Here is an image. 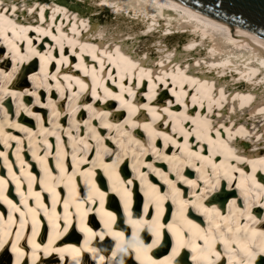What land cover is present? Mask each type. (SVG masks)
Returning <instances> with one entry per match:
<instances>
[{
  "label": "bare ground",
  "instance_id": "bare-ground-1",
  "mask_svg": "<svg viewBox=\"0 0 264 264\" xmlns=\"http://www.w3.org/2000/svg\"><path fill=\"white\" fill-rule=\"evenodd\" d=\"M0 14V264H175L189 226L183 264H262L264 29L203 0Z\"/></svg>",
  "mask_w": 264,
  "mask_h": 264
},
{
  "label": "water",
  "instance_id": "water-1",
  "mask_svg": "<svg viewBox=\"0 0 264 264\" xmlns=\"http://www.w3.org/2000/svg\"><path fill=\"white\" fill-rule=\"evenodd\" d=\"M225 12L264 29V0H203Z\"/></svg>",
  "mask_w": 264,
  "mask_h": 264
},
{
  "label": "snow or ice",
  "instance_id": "snow-or-ice-1",
  "mask_svg": "<svg viewBox=\"0 0 264 264\" xmlns=\"http://www.w3.org/2000/svg\"><path fill=\"white\" fill-rule=\"evenodd\" d=\"M5 15V14H0V16ZM0 183H3L2 181H0ZM206 192H208L209 194H211L210 190L205 189ZM260 254L264 255V245H261L260 247ZM249 261H254L256 259V253L255 252H249ZM206 258V257H205ZM249 261H245L244 264H249Z\"/></svg>",
  "mask_w": 264,
  "mask_h": 264
},
{
  "label": "rangeland",
  "instance_id": "rangeland-1",
  "mask_svg": "<svg viewBox=\"0 0 264 264\" xmlns=\"http://www.w3.org/2000/svg\"><path fill=\"white\" fill-rule=\"evenodd\" d=\"M4 79H5V78H4ZM1 80H2V79L0 78V82H1Z\"/></svg>",
  "mask_w": 264,
  "mask_h": 264
}]
</instances>
